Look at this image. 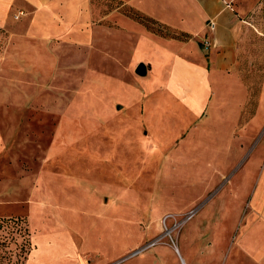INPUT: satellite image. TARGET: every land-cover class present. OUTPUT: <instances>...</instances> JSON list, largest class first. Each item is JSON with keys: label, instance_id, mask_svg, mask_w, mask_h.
<instances>
[{"label": "rangeland", "instance_id": "1", "mask_svg": "<svg viewBox=\"0 0 264 264\" xmlns=\"http://www.w3.org/2000/svg\"><path fill=\"white\" fill-rule=\"evenodd\" d=\"M92 2L104 26L93 68L75 61L66 73L0 69V221L7 224L0 264H186L177 248L206 245L218 224L224 263L247 225L264 162V111L252 124L260 66L245 73L248 96L236 121L196 118L169 93L168 73L144 79L132 64L131 73L116 70L120 2ZM202 5L208 12L209 0ZM259 16L264 22V7ZM9 38L0 30V50ZM144 53L119 64L143 62ZM252 163L241 203L226 206Z\"/></svg>", "mask_w": 264, "mask_h": 264}, {"label": "crops", "instance_id": "2", "mask_svg": "<svg viewBox=\"0 0 264 264\" xmlns=\"http://www.w3.org/2000/svg\"><path fill=\"white\" fill-rule=\"evenodd\" d=\"M92 1L0 0V30L10 31L7 44L0 50V69L5 73H66L63 66L75 61L84 62L80 67L83 70L93 68L91 63L103 48L100 30L104 26L95 18ZM117 1L116 54L120 60L129 59L144 53L142 48L145 56L143 62L132 61L130 66L119 64L116 58V70L131 73V64L133 69L144 64V79L150 73H168L164 79L169 93L191 115L201 119L204 114L213 117L220 113L232 123L247 101L245 73H257L260 66L262 88L252 124L259 120L264 111V22L259 16L264 7L262 0H209L208 12L203 0H177L173 4L165 0ZM123 7L129 9L122 13ZM132 12L188 37L164 39L132 19L128 15ZM210 22L215 24L214 31L209 29ZM203 41L210 43L209 49H203ZM26 61L29 66H25ZM251 154L259 156L260 152ZM254 166L250 164L236 190L237 197L226 206L241 203ZM247 201V225L224 263L217 262L222 253L220 224L206 245L200 241L192 250L177 248L181 255L183 252L193 264H264V162ZM228 212L231 218L236 214L233 209Z\"/></svg>", "mask_w": 264, "mask_h": 264}, {"label": "trees", "instance_id": "3", "mask_svg": "<svg viewBox=\"0 0 264 264\" xmlns=\"http://www.w3.org/2000/svg\"><path fill=\"white\" fill-rule=\"evenodd\" d=\"M132 19H134L136 22L140 23L141 25H143L144 27H146V29H148L149 31H151L152 33L161 36V37H168V38H174V39H181V37H185L187 38L188 36H184V35H180L178 33H171L169 32V29L167 27H161L160 25H158L157 23H155L154 21L147 19L145 17H143L142 15L136 13V12H132L130 14H128ZM156 27V28H154ZM6 221H0V229L4 228V226L7 227ZM17 232V231H16ZM24 247H21V250L23 251Z\"/></svg>", "mask_w": 264, "mask_h": 264}, {"label": "water", "instance_id": "4", "mask_svg": "<svg viewBox=\"0 0 264 264\" xmlns=\"http://www.w3.org/2000/svg\"><path fill=\"white\" fill-rule=\"evenodd\" d=\"M135 73L140 76V77H145L146 76V67L144 64H139L136 68Z\"/></svg>", "mask_w": 264, "mask_h": 264}, {"label": "built area", "instance_id": "5", "mask_svg": "<svg viewBox=\"0 0 264 264\" xmlns=\"http://www.w3.org/2000/svg\"><path fill=\"white\" fill-rule=\"evenodd\" d=\"M208 26H209L210 31H214L215 24L213 22H210ZM202 45H203L204 50H207L210 48V43L208 41H203Z\"/></svg>", "mask_w": 264, "mask_h": 264}]
</instances>
